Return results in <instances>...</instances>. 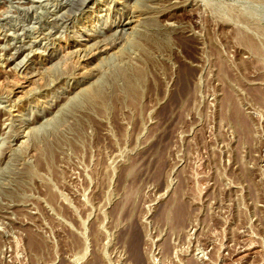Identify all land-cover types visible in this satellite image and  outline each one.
<instances>
[{
  "label": "rangeland",
  "instance_id": "374dc122",
  "mask_svg": "<svg viewBox=\"0 0 264 264\" xmlns=\"http://www.w3.org/2000/svg\"><path fill=\"white\" fill-rule=\"evenodd\" d=\"M0 264H264V0H0Z\"/></svg>",
  "mask_w": 264,
  "mask_h": 264
},
{
  "label": "bare ground",
  "instance_id": "6f19581e",
  "mask_svg": "<svg viewBox=\"0 0 264 264\" xmlns=\"http://www.w3.org/2000/svg\"><path fill=\"white\" fill-rule=\"evenodd\" d=\"M80 1V0H79ZM69 11V10H68ZM60 22V21H59ZM99 45V44H98ZM108 46V45H107ZM90 48V47H89ZM53 54V53H52ZM54 55V54H53ZM183 210V209H182Z\"/></svg>",
  "mask_w": 264,
  "mask_h": 264
}]
</instances>
